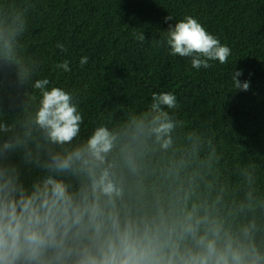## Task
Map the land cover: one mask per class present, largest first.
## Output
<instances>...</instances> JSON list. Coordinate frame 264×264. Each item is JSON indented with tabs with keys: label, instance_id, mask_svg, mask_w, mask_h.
<instances>
[{
	"label": "trees",
	"instance_id": "obj_1",
	"mask_svg": "<svg viewBox=\"0 0 264 264\" xmlns=\"http://www.w3.org/2000/svg\"><path fill=\"white\" fill-rule=\"evenodd\" d=\"M187 16L231 49L226 64L196 70L170 54L166 32ZM65 60L69 72L56 67ZM234 70L248 91L235 89ZM38 78L78 102L74 145L100 126L115 135L107 160L124 188L122 211L154 215L187 197L189 210L207 209L233 234L255 224L264 252V0H0V123L22 129ZM154 93L177 101L165 107L174 127L159 141L147 110ZM21 172L26 187L46 175Z\"/></svg>",
	"mask_w": 264,
	"mask_h": 264
},
{
	"label": "clouds",
	"instance_id": "obj_2",
	"mask_svg": "<svg viewBox=\"0 0 264 264\" xmlns=\"http://www.w3.org/2000/svg\"><path fill=\"white\" fill-rule=\"evenodd\" d=\"M166 33L170 54L191 58L196 70L212 61L226 64L231 55L191 16ZM136 39L146 41L144 32ZM88 59L82 57L80 66ZM56 67L71 71L67 60ZM241 75L233 71L234 87L248 91L250 82L241 83ZM49 85L47 78L33 82L36 111L20 131L0 123V264H264L255 224L233 234L207 209L204 215L195 204L189 210L187 197L182 206L160 207L154 215L122 211L124 188L107 160L115 135L100 126L74 145L83 123L78 102ZM165 107L176 108V96L154 93L147 110L156 114L150 123L158 141L174 127ZM169 143L164 139L162 147ZM23 166L46 175L26 187Z\"/></svg>",
	"mask_w": 264,
	"mask_h": 264
}]
</instances>
